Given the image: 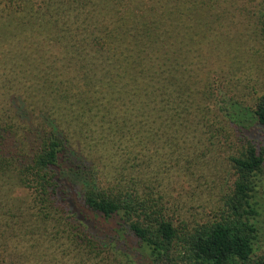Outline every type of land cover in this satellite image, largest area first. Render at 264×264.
I'll return each mask as SVG.
<instances>
[{
	"label": "trees",
	"instance_id": "trees-1",
	"mask_svg": "<svg viewBox=\"0 0 264 264\" xmlns=\"http://www.w3.org/2000/svg\"><path fill=\"white\" fill-rule=\"evenodd\" d=\"M236 1L0 0V264L252 263L264 82L213 80ZM218 152L230 183L187 216Z\"/></svg>",
	"mask_w": 264,
	"mask_h": 264
},
{
	"label": "rangeland",
	"instance_id": "rangeland-1",
	"mask_svg": "<svg viewBox=\"0 0 264 264\" xmlns=\"http://www.w3.org/2000/svg\"><path fill=\"white\" fill-rule=\"evenodd\" d=\"M259 6L260 0L236 1L232 10L233 23L227 28L229 37L233 35L234 38L231 43H222L217 49L220 53L221 69L213 74V80L219 90L222 89L228 93V97L236 100H248L253 96L252 89L259 92L264 82V46L256 31ZM228 78L231 79L226 82ZM218 156L219 161L206 168L205 175L203 171L201 172L204 177L197 181L195 188L191 187L194 182H190L174 193L175 197L178 196L185 203L184 211L187 216L189 213L210 214L214 201L219 199L220 194L230 183L231 168L226 161L227 155L218 152ZM78 190L81 191L80 187ZM262 193L264 195V188ZM262 227L264 229V222ZM263 255L264 237L257 243L251 264L262 262ZM133 259L137 264H146L139 256L135 255Z\"/></svg>",
	"mask_w": 264,
	"mask_h": 264
}]
</instances>
